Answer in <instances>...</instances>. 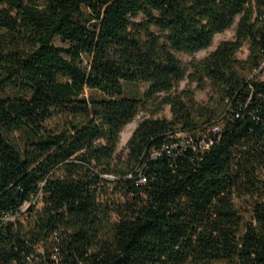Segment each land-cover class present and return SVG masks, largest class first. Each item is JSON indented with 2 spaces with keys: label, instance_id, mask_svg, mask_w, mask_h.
<instances>
[{
  "label": "trees",
  "instance_id": "1",
  "mask_svg": "<svg viewBox=\"0 0 264 264\" xmlns=\"http://www.w3.org/2000/svg\"><path fill=\"white\" fill-rule=\"evenodd\" d=\"M263 70L264 0H0V264H264Z\"/></svg>",
  "mask_w": 264,
  "mask_h": 264
},
{
  "label": "rangeland",
  "instance_id": "2",
  "mask_svg": "<svg viewBox=\"0 0 264 264\" xmlns=\"http://www.w3.org/2000/svg\"><path fill=\"white\" fill-rule=\"evenodd\" d=\"M235 26L236 23L229 29H226L222 33H217L213 36L212 44L209 48L201 51L195 52V54L192 55H186V54H179L183 61H190L193 59H200L206 56L210 51L215 49L220 43L224 42L225 40H232L234 39V32H235ZM54 44H60V41L58 38H55ZM238 58L245 59L248 55L247 45L241 47V49L237 53ZM261 77L264 78V70L261 73ZM125 88V95L127 96H136V97H142V93L145 90V87L141 84L135 83L132 84H124ZM182 88H190L194 90V96L195 100L201 102V103H208L209 97L211 96V89L210 87H206L205 89H199L195 85V83H189L186 79H183L178 84V89ZM10 90L7 89L4 91V94H9ZM157 117V118H170V107L168 105L162 106L159 102L158 98L151 99L149 102H147L146 108L141 109L139 113L135 116L134 120L127 124L123 130L120 132V141L117 147V152L119 154H122V156H125L127 153V150L125 149V145L128 141V139L132 136L133 131L135 130L137 124L144 118L148 117ZM31 205H35L37 209H40L42 206L40 196L30 203ZM237 208H239V211L242 216H244L245 219L248 218V210L249 208V199H237L236 200ZM29 206V205H28ZM25 210V209H24ZM186 264H194L191 262H188ZM211 264H224L222 262L217 263H211Z\"/></svg>",
  "mask_w": 264,
  "mask_h": 264
}]
</instances>
